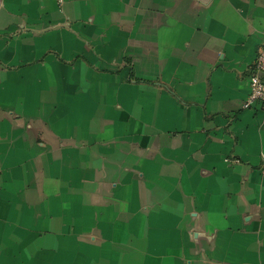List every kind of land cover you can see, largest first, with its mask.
Segmentation results:
<instances>
[{
    "label": "crops",
    "instance_id": "0c3cea01",
    "mask_svg": "<svg viewBox=\"0 0 264 264\" xmlns=\"http://www.w3.org/2000/svg\"><path fill=\"white\" fill-rule=\"evenodd\" d=\"M264 0H0V264H264Z\"/></svg>",
    "mask_w": 264,
    "mask_h": 264
},
{
    "label": "built area",
    "instance_id": "2783aa9c",
    "mask_svg": "<svg viewBox=\"0 0 264 264\" xmlns=\"http://www.w3.org/2000/svg\"><path fill=\"white\" fill-rule=\"evenodd\" d=\"M250 91L245 98L244 108L257 104L264 106V45L258 49L257 55L249 68Z\"/></svg>",
    "mask_w": 264,
    "mask_h": 264
}]
</instances>
